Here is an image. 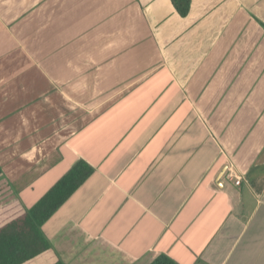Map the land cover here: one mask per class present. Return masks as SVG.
<instances>
[{"label": "crops", "instance_id": "obj_1", "mask_svg": "<svg viewBox=\"0 0 264 264\" xmlns=\"http://www.w3.org/2000/svg\"><path fill=\"white\" fill-rule=\"evenodd\" d=\"M81 161L64 264H264V0H0V206Z\"/></svg>", "mask_w": 264, "mask_h": 264}, {"label": "trees", "instance_id": "obj_2", "mask_svg": "<svg viewBox=\"0 0 264 264\" xmlns=\"http://www.w3.org/2000/svg\"><path fill=\"white\" fill-rule=\"evenodd\" d=\"M181 17H187L191 0H171ZM85 162L76 164L30 210L18 199L0 206V264H64L44 237L41 228L84 184L93 173ZM0 167V178L2 177ZM150 264H176L165 255L158 256Z\"/></svg>", "mask_w": 264, "mask_h": 264}, {"label": "built area", "instance_id": "obj_3", "mask_svg": "<svg viewBox=\"0 0 264 264\" xmlns=\"http://www.w3.org/2000/svg\"><path fill=\"white\" fill-rule=\"evenodd\" d=\"M237 184L239 185L240 184V181H237Z\"/></svg>", "mask_w": 264, "mask_h": 264}]
</instances>
